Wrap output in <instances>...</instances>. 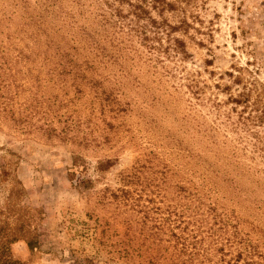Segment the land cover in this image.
<instances>
[{
    "label": "rangeland",
    "instance_id": "rangeland-1",
    "mask_svg": "<svg viewBox=\"0 0 264 264\" xmlns=\"http://www.w3.org/2000/svg\"><path fill=\"white\" fill-rule=\"evenodd\" d=\"M147 1L0 0L18 264H264V0Z\"/></svg>",
    "mask_w": 264,
    "mask_h": 264
},
{
    "label": "trees",
    "instance_id": "trees-1",
    "mask_svg": "<svg viewBox=\"0 0 264 264\" xmlns=\"http://www.w3.org/2000/svg\"><path fill=\"white\" fill-rule=\"evenodd\" d=\"M119 2H124L128 6H130V14L135 18V19H143L148 21L152 25H157L159 22L154 19L148 9L145 7V4L148 2L147 0H118ZM170 26V25H169ZM172 28V27H170ZM177 42V45L179 48L183 50V43L179 41L178 39H175ZM0 264H18L16 261H13L11 257L7 256V248L0 247Z\"/></svg>",
    "mask_w": 264,
    "mask_h": 264
}]
</instances>
